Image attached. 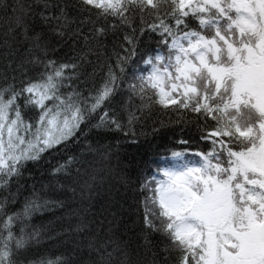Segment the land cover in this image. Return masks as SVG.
Here are the masks:
<instances>
[{"label": "snow or ice", "instance_id": "obj_1", "mask_svg": "<svg viewBox=\"0 0 264 264\" xmlns=\"http://www.w3.org/2000/svg\"><path fill=\"white\" fill-rule=\"evenodd\" d=\"M0 10V264H73L26 256L44 239L32 217L63 200L33 188L12 207L27 164L70 146L79 154L52 174L80 177L74 230L96 225L86 264H264V0H0ZM37 18L80 52L57 58ZM154 108L190 115L195 132L156 145L162 159L144 160L134 180L121 140L92 136L138 144ZM113 175L120 186L95 209ZM129 199L143 207L140 250L114 231Z\"/></svg>", "mask_w": 264, "mask_h": 264}, {"label": "trees", "instance_id": "obj_2", "mask_svg": "<svg viewBox=\"0 0 264 264\" xmlns=\"http://www.w3.org/2000/svg\"><path fill=\"white\" fill-rule=\"evenodd\" d=\"M69 2H75V0H69ZM3 22L4 13L0 10V41L3 39ZM31 26L36 32H41L56 49L57 58L68 59L80 52L82 47L81 43L73 44L71 41L67 43H58L57 37L50 32L46 26L41 24L38 18L34 20ZM118 40L119 34L114 37L112 33H109L104 42L111 48ZM90 59L95 62V57H90ZM92 68L93 65H85V73H91ZM99 75L100 74L97 73L93 78L97 83L99 82ZM191 119L192 117L188 114L180 117L175 112L154 108L151 114L144 120V130L148 135L140 136L138 144L128 143L124 141L122 137H114L109 134L89 135L92 136L93 142L99 145L115 143L116 139L119 138L123 144V148L120 151V163L121 165H128L127 171L135 180L139 170L144 167V160L156 161L162 159V156L156 154L154 151L156 145L168 143L170 140L180 136L182 134V129L184 134H194V125L187 123ZM153 125L160 128L159 133H152L151 129ZM79 151L80 149L76 146H70L69 149H62L60 152L52 150L50 154H44L45 159L38 162H29L23 171V177L18 185L19 194L17 202L12 205L14 209H19L21 207L24 199L32 194L33 188L45 198L63 200L65 204L63 209H44L32 217L29 222L30 225L42 230L44 239L38 245H34L26 253L29 259H55L57 256H63L72 257L73 264H86L87 261L95 258L94 255H89L86 244L88 238L96 234V225L93 224V231L88 233H78L74 230L78 223L79 210L83 209L85 206V203L81 201L79 195L80 177H78L74 171L71 176H54L52 174V169L58 162L62 163L70 153H76L78 155ZM87 159L95 163L100 160V157L88 156ZM116 163V160L112 161L113 168H115ZM102 166L103 164L96 163V167ZM83 171L84 169L81 167V173H83ZM60 185H64L65 187L61 188ZM109 185L119 187L118 177L115 175L107 177V183L101 190L102 195L95 201V209H99L100 205L105 202L103 193L107 191ZM69 186L77 189L75 195L69 190ZM16 189L17 185L14 184L13 191H16ZM142 212V205L138 206L134 200L129 199L125 204L122 220L119 226L114 229L116 237L130 245V251L132 249L140 250V246L143 244V239L141 237ZM89 219H91V217H89ZM106 231L107 225H105V232ZM153 239L158 240L159 238L154 236Z\"/></svg>", "mask_w": 264, "mask_h": 264}]
</instances>
